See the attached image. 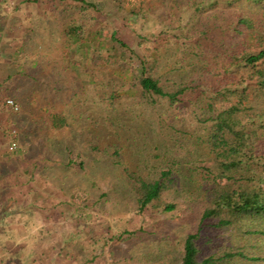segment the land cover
Masks as SVG:
<instances>
[{
	"label": "rangeland",
	"instance_id": "374dc122",
	"mask_svg": "<svg viewBox=\"0 0 264 264\" xmlns=\"http://www.w3.org/2000/svg\"><path fill=\"white\" fill-rule=\"evenodd\" d=\"M85 1L97 9L84 14L77 0H0V218L6 220L0 264H177L179 241L197 221L184 208L161 213L149 207L137 216L121 171L86 151L84 137L99 127L93 120L111 104L112 91L120 94L123 110L145 109L126 94L138 70L131 78L108 62L132 57L131 50L140 58L151 52L157 58L182 27H192L191 19L206 28L209 18L222 23L225 10L211 11L218 0H198L201 15L191 18L187 0ZM76 26L84 34L67 36ZM7 99L20 111L8 108ZM53 114L69 126L53 128ZM108 125L100 127L105 135ZM152 130L150 137L164 135ZM66 146L74 157L79 154L84 169H63L64 174L56 172L60 180L51 174L52 181L25 171L41 162L53 172L46 158ZM125 231L136 235L116 241Z\"/></svg>",
	"mask_w": 264,
	"mask_h": 264
},
{
	"label": "trees",
	"instance_id": "16d2710c",
	"mask_svg": "<svg viewBox=\"0 0 264 264\" xmlns=\"http://www.w3.org/2000/svg\"><path fill=\"white\" fill-rule=\"evenodd\" d=\"M77 1L84 14L97 9ZM196 1L187 0L191 18L201 15ZM211 6L225 10L222 23L209 18L203 28L191 19L192 27H182L165 54L140 58L131 50L132 57L108 62L131 78L138 70L126 94L145 109L123 110L120 94L112 91L111 104L93 120L99 127L88 129L84 143L86 151L121 171L137 216L149 207L161 213L184 208L197 221L179 241L177 264H264V0H218ZM184 17H178L180 24ZM79 32L84 34L82 26L71 27L67 36ZM52 120L55 129L69 126L59 114ZM105 124L108 135L100 128ZM155 128L164 135L150 137ZM69 147L46 158L53 172L37 162L33 176L60 180L56 172L84 169ZM5 224L0 218V233ZM135 235L125 231L115 240Z\"/></svg>",
	"mask_w": 264,
	"mask_h": 264
},
{
	"label": "built area",
	"instance_id": "2783aa9c",
	"mask_svg": "<svg viewBox=\"0 0 264 264\" xmlns=\"http://www.w3.org/2000/svg\"><path fill=\"white\" fill-rule=\"evenodd\" d=\"M6 106L10 108L13 112H19L20 111V105L13 99H7L5 102ZM16 144H13L11 146V149H14Z\"/></svg>",
	"mask_w": 264,
	"mask_h": 264
},
{
	"label": "crops",
	"instance_id": "0c3cea01",
	"mask_svg": "<svg viewBox=\"0 0 264 264\" xmlns=\"http://www.w3.org/2000/svg\"><path fill=\"white\" fill-rule=\"evenodd\" d=\"M51 120V123L53 122L52 118L50 119ZM34 155V154H33ZM32 162V161H31ZM36 164H31V166H29V168L27 167L25 169L26 172H29L30 174H32L34 172V167H35ZM31 178H32V175H31Z\"/></svg>",
	"mask_w": 264,
	"mask_h": 264
}]
</instances>
